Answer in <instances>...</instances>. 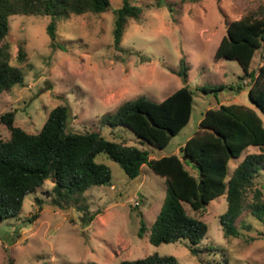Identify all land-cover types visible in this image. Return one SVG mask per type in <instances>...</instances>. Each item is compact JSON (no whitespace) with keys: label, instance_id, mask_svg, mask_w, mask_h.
<instances>
[{"label":"rangeland","instance_id":"1","mask_svg":"<svg viewBox=\"0 0 264 264\" xmlns=\"http://www.w3.org/2000/svg\"><path fill=\"white\" fill-rule=\"evenodd\" d=\"M111 10L101 15L73 16L58 27L57 42L51 47L47 26L49 16L14 15L9 18V43L13 65L24 75V84L15 86L0 97V139H10L9 129L1 117L16 112L15 125L30 134L39 133L50 112L64 105L69 110L67 128L73 132H96L109 141H126L150 152L152 159L181 155V147L199 130L204 114L219 104H242L255 109L249 100L250 79L236 60L215 58L227 35V23L241 19L264 0H130L143 9L139 21L131 19L121 43L114 46L115 11L123 0H110ZM28 61L18 63L20 47ZM190 67L187 82L178 76L180 61ZM257 51L251 70L262 65ZM224 90L204 93L202 88ZM183 86L193 91V113L187 127L173 137L163 149L140 144L133 131L125 127L110 128L103 117L114 114L127 101L147 97L162 102ZM252 152L258 149L251 147ZM231 161L230 173L243 160ZM184 157V156H183ZM183 159V158H182ZM97 163L111 171V183L93 187L86 196L95 220L80 222L76 210L54 209L45 201L44 192L52 182L26 197L21 214L0 220V264H120L145 258L154 253L174 256L178 264H264V222L246 213L240 238H225L220 216L227 211L226 195L211 201L206 211L196 213L184 204L189 214L209 226V233L199 245L201 256H194L188 241L154 246L149 238L167 194L165 179L145 165L141 175L129 178L118 163L99 155ZM193 168L190 163L187 169ZM264 187V175L255 187ZM252 192L249 200L252 201ZM36 198H43L39 209ZM48 200V198L46 199ZM138 201L140 205L136 206ZM40 213L38 219H29ZM142 220L146 234L139 237Z\"/></svg>","mask_w":264,"mask_h":264},{"label":"trees","instance_id":"2","mask_svg":"<svg viewBox=\"0 0 264 264\" xmlns=\"http://www.w3.org/2000/svg\"><path fill=\"white\" fill-rule=\"evenodd\" d=\"M198 2L200 0H189ZM111 10L110 0H0V97L15 86L24 84V75L13 65V52L9 43V18L14 15L49 16L47 34L53 49L57 42L59 24L73 16L101 15ZM143 9L123 0L115 11L113 29L114 46L121 50V43L131 19L139 21ZM215 58L236 60L244 71L243 79H250L249 100L264 114V4L249 11L239 20L227 23ZM261 52L262 65L251 70L257 51ZM18 63L28 61L24 47L19 48ZM190 67L186 58L180 61L178 76L187 82ZM231 90L240 93L241 86L227 88H202L204 93ZM193 113V91L183 86L162 102L139 97L122 104L114 114L103 117V124L110 128L125 127L135 133L140 144L163 149L173 137L189 124ZM69 110L60 105L54 108L37 134H30L17 127L16 112L1 117V123L10 131V139H0V220L17 218L26 197L37 193L52 182L51 190L44 192L45 201L54 209L76 210L82 225L91 224L92 213L87 192L93 187L111 183L110 168L97 163L99 155H106L132 179L141 175L143 166L165 179L167 194L149 241L154 246L187 240L192 255L201 256L200 243L209 233V226L189 214L203 213L211 201L226 195L228 208L220 216L225 238H240L242 217L248 212L264 222V187H255V180L264 175V121L258 112L242 104H219L209 109L200 122L199 130L181 148V155L152 159L150 152L126 141L114 142L96 132H73L67 128ZM251 147L258 149L252 152ZM243 160L229 171L231 161ZM187 155L188 160L183 161ZM193 166L187 169V164ZM252 192L249 200V193ZM48 198V200H46ZM39 209L43 198H36ZM140 205V203H139ZM33 215L29 222L38 219ZM139 237L146 234L142 220ZM13 264V263H12ZM120 264H178L174 256L154 253L142 259L122 261Z\"/></svg>","mask_w":264,"mask_h":264},{"label":"water","instance_id":"3","mask_svg":"<svg viewBox=\"0 0 264 264\" xmlns=\"http://www.w3.org/2000/svg\"><path fill=\"white\" fill-rule=\"evenodd\" d=\"M186 160H188V156L187 155H184L183 161H186Z\"/></svg>","mask_w":264,"mask_h":264},{"label":"built area","instance_id":"4","mask_svg":"<svg viewBox=\"0 0 264 264\" xmlns=\"http://www.w3.org/2000/svg\"><path fill=\"white\" fill-rule=\"evenodd\" d=\"M135 205H136V206H138V205H139V202H138V201H136V202H135Z\"/></svg>","mask_w":264,"mask_h":264},{"label":"crops","instance_id":"5","mask_svg":"<svg viewBox=\"0 0 264 264\" xmlns=\"http://www.w3.org/2000/svg\"><path fill=\"white\" fill-rule=\"evenodd\" d=\"M184 146V145H183ZM182 148V147H181ZM143 168V167H142Z\"/></svg>","mask_w":264,"mask_h":264}]
</instances>
